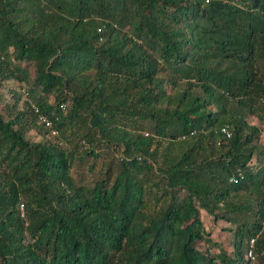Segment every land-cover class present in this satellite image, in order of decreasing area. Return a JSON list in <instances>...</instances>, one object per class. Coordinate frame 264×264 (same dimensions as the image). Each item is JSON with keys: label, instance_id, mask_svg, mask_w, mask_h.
Listing matches in <instances>:
<instances>
[{"label": "trees", "instance_id": "trees-1", "mask_svg": "<svg viewBox=\"0 0 264 264\" xmlns=\"http://www.w3.org/2000/svg\"><path fill=\"white\" fill-rule=\"evenodd\" d=\"M250 117L264 0H0V264H264Z\"/></svg>", "mask_w": 264, "mask_h": 264}, {"label": "rangeland", "instance_id": "rangeland-1", "mask_svg": "<svg viewBox=\"0 0 264 264\" xmlns=\"http://www.w3.org/2000/svg\"><path fill=\"white\" fill-rule=\"evenodd\" d=\"M249 121L252 124L258 125L261 129H264V120L259 121L255 117H250ZM30 139L31 141H34V142H40L42 140V138L35 132L30 134ZM263 149H264V132H263L262 140L260 143L259 151ZM202 216L206 223L207 229L213 233V238L216 241L217 240H219V242L221 241L226 246L228 245L231 246V244L233 243V238L230 233L226 232L229 226L222 221L221 222L219 221V223H215V220L213 219V217L208 216L205 212H203Z\"/></svg>", "mask_w": 264, "mask_h": 264}, {"label": "built area", "instance_id": "built-area-1", "mask_svg": "<svg viewBox=\"0 0 264 264\" xmlns=\"http://www.w3.org/2000/svg\"><path fill=\"white\" fill-rule=\"evenodd\" d=\"M215 135L218 134V136H224V137H227V138H231L232 136V131L231 129L228 127V126H223V127H220V128H217L216 131H214ZM237 175H234L232 178H231V181L232 182H236L237 181ZM255 245H256V238L252 239L251 240V243H250V247L248 250V253H247V256L249 259H251L252 261H255L256 257H255Z\"/></svg>", "mask_w": 264, "mask_h": 264}]
</instances>
